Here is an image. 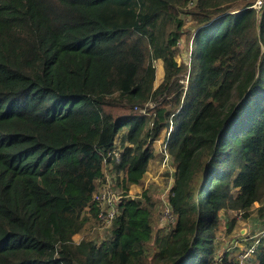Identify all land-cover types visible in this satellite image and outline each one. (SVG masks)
I'll list each match as a JSON object with an SVG mask.
<instances>
[{
    "label": "trees",
    "instance_id": "16d2710c",
    "mask_svg": "<svg viewBox=\"0 0 264 264\" xmlns=\"http://www.w3.org/2000/svg\"><path fill=\"white\" fill-rule=\"evenodd\" d=\"M256 1L0 0V264H240L216 258L215 240L228 207L248 216L259 202L264 218ZM183 37L190 65L178 61ZM163 132L170 230H156L148 190L124 199L106 239L77 242L99 220L105 160L128 192Z\"/></svg>",
    "mask_w": 264,
    "mask_h": 264
},
{
    "label": "rangeland",
    "instance_id": "374dc122",
    "mask_svg": "<svg viewBox=\"0 0 264 264\" xmlns=\"http://www.w3.org/2000/svg\"><path fill=\"white\" fill-rule=\"evenodd\" d=\"M180 46L181 53L178 61L190 65L191 49L189 44H187L186 38L183 37ZM156 65L157 77L155 85L158 86L164 77V66L161 60H158ZM153 106L154 104L150 103V107L152 108ZM165 139L166 132H163L161 137L150 145L154 156L150 160L148 170L142 182L132 185L128 192H126L121 183L124 171L119 172L114 164H108L104 170V177L98 182V189H101L104 186L105 178H109L118 193L129 195L131 198L142 199L144 202L146 200L145 194L149 190L152 201L155 202L156 230L161 233L169 231L176 219L169 201L172 186L175 182L176 167L174 158L165 144ZM119 143L120 138L118 137L117 144ZM260 206L261 204L255 203L248 216H245L243 211L232 207H228L220 213L221 218L216 228V258L221 257L224 253L238 258L240 252L247 245V242L242 240V236L255 234L264 227V218L259 213ZM109 232L110 226H104L100 220L93 218L86 224L85 229L76 234L74 238L79 242L83 237L87 236L101 242L107 238Z\"/></svg>",
    "mask_w": 264,
    "mask_h": 264
},
{
    "label": "built area",
    "instance_id": "2783aa9c",
    "mask_svg": "<svg viewBox=\"0 0 264 264\" xmlns=\"http://www.w3.org/2000/svg\"><path fill=\"white\" fill-rule=\"evenodd\" d=\"M264 0H257L255 6L261 8ZM167 146V143H165ZM168 149V147H167ZM169 151V150H168ZM113 155L117 161L120 160V151L118 149L113 150ZM105 167L108 166V160H105ZM130 197L118 193L115 186H112L111 180L105 178L104 186L94 193V200L97 201L99 206V220L104 226H110L115 219L119 207L124 202V199ZM242 240L247 242L246 247L242 250L238 256L240 264H255L254 260L256 253L258 252L261 244L264 245V227L255 234H245L242 236Z\"/></svg>",
    "mask_w": 264,
    "mask_h": 264
},
{
    "label": "crops",
    "instance_id": "0c3cea01",
    "mask_svg": "<svg viewBox=\"0 0 264 264\" xmlns=\"http://www.w3.org/2000/svg\"><path fill=\"white\" fill-rule=\"evenodd\" d=\"M162 61V60H161ZM163 63V62H162ZM256 203H259V202H256ZM259 204H261V203H259Z\"/></svg>",
    "mask_w": 264,
    "mask_h": 264
},
{
    "label": "water",
    "instance_id": "95a60500",
    "mask_svg": "<svg viewBox=\"0 0 264 264\" xmlns=\"http://www.w3.org/2000/svg\"><path fill=\"white\" fill-rule=\"evenodd\" d=\"M243 232H245V230H243Z\"/></svg>",
    "mask_w": 264,
    "mask_h": 264
}]
</instances>
